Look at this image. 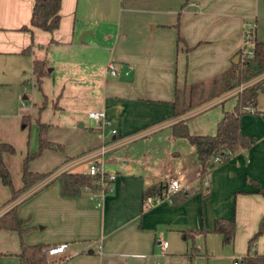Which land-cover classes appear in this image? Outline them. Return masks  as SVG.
Segmentation results:
<instances>
[{"label":"crops","instance_id":"crops-1","mask_svg":"<svg viewBox=\"0 0 264 264\" xmlns=\"http://www.w3.org/2000/svg\"><path fill=\"white\" fill-rule=\"evenodd\" d=\"M33 3L0 0V90L6 95L0 116L15 127L35 105L36 117L50 123L48 139L67 147L49 175L11 202L5 203L11 191L0 180V215L16 205L28 244H68L46 264H245L241 257L264 215V193L256 190L264 189V92L240 117L251 144L204 175L194 146L174 136L171 125L184 119L191 133L213 134L243 85L178 116L171 113L174 88L226 69L252 19L255 39L264 41L258 22L264 0H60L58 27L24 30ZM29 44L30 52L23 53ZM34 57L47 59L51 72L33 96L40 100L21 106L24 81H34ZM109 61L116 75L107 71ZM93 110L104 111L110 124L96 125L88 117ZM3 155L9 164L8 153ZM95 160L115 173L101 205L85 192L62 195L59 173L81 172ZM169 179L180 185L175 192L189 190L190 196L145 207L143 191ZM21 185L17 172L13 186ZM221 216L234 218L231 243L211 230ZM184 228L205 232L184 239ZM19 246L16 230L0 228V264H19ZM249 251L264 254V229Z\"/></svg>","mask_w":264,"mask_h":264},{"label":"trees","instance_id":"trees-1","mask_svg":"<svg viewBox=\"0 0 264 264\" xmlns=\"http://www.w3.org/2000/svg\"><path fill=\"white\" fill-rule=\"evenodd\" d=\"M60 0H34L30 24L23 25L22 29L31 30V27H38L47 31H52L58 27L60 22ZM181 40L180 35L177 41ZM31 44L22 49L23 53H29ZM239 56L237 60L233 58L228 67L221 72L210 76L207 79L185 83L180 87L174 88L172 100L173 110L171 115L178 116L185 111L220 95L221 93L243 85L237 92L236 104L229 110H224L222 116L216 124L213 134H193L188 130L187 123L184 119L177 120L171 125L172 134L177 137H184L191 143L196 151L200 163L201 175L206 174L216 163L213 161L215 156L219 157V162L226 161L232 153L241 147H248L252 142V137L240 130V117L246 111L244 106L254 107L255 100L259 92H264V76L257 78L264 73V41L254 40L252 53L240 56V49L237 51ZM50 66L47 59L34 57L32 60L33 84L41 90L43 77L49 74ZM46 101L44 100L43 107ZM34 119L37 127V148L28 152L23 160V169L21 173L22 185L15 188L12 183L10 172L3 160L4 151H13V146L6 142L0 141V180L8 186L11 195L5 203L13 201L18 195L26 191L32 185L49 175L53 169L47 171L31 170L27 166L30 158L41 154L44 149H62L61 142L48 139L47 129L50 125L48 122L41 121L39 117H32L30 113H24L21 117L22 125L25 126ZM60 180V191L64 196H79L82 193V187L88 185L92 189L99 188L95 177L83 173L82 171H61L57 177ZM166 186V180H160L147 187L143 191V197L146 195H157ZM264 193L260 186L256 189ZM191 191H179L171 194L172 204L187 199ZM4 203V204H5ZM25 219L20 217L16 205L11 206L8 210L0 215V228L16 230L19 236V251L17 253L19 264H46L48 256L45 253L44 243L28 244L23 240ZM264 229V215L261 217L256 231L248 239L247 253L241 257L245 264H264V254L256 252L250 253L255 239ZM212 231L219 232L226 243H231L235 234L234 218L216 217L213 221ZM205 232L203 228L181 229V235L184 239H193L198 234ZM190 249L195 250L194 245Z\"/></svg>","mask_w":264,"mask_h":264},{"label":"rangeland","instance_id":"rangeland-1","mask_svg":"<svg viewBox=\"0 0 264 264\" xmlns=\"http://www.w3.org/2000/svg\"><path fill=\"white\" fill-rule=\"evenodd\" d=\"M253 21V19H252ZM257 22V21H255ZM259 27L261 26V24L264 25V18L260 19L259 21ZM258 22L255 23L256 25V30L258 28ZM247 26V25H246ZM247 28V27H246ZM255 30V31H256ZM247 48H244L242 50V53H244L245 55H249L246 52ZM29 75V73H28ZM27 75V76H28ZM257 78H260V76H258ZM242 86V85H240ZM238 86V89L239 87ZM1 87V86H0ZM24 88L25 91L27 90V97L25 99H21L19 101V105L24 106L29 104L30 106L33 105V101L37 102L40 100L39 97H37V99H34L33 96L35 95H39V91L38 88L33 86L32 82L29 80L27 81V83H25L24 81ZM1 89V88H0ZM0 97L1 96H6L5 93L0 90ZM32 91V93H31ZM32 113L33 114L32 117H36V111H37V107L35 105L32 106ZM1 113H4L5 110L0 111ZM4 121H7L6 118H3V116H0V141H6L8 143H10L13 146V151H4L3 153H8V157H9V164L4 160V155L2 153V157L3 160L10 172L11 175V179H12V183H13V177L17 174V172H19V174H21V171L23 169V160L25 155L28 152H32L37 148V127L36 124L34 122V119H32L30 121V123H28L27 125L22 127V122H21V118L18 120L17 125L14 127L12 125L9 124H5L3 123ZM63 148L62 149H44L40 155L30 158L27 161V166L28 167H35V168H50L49 170H51L53 168V166L55 164H57L59 162V160L56 162V159L58 156H61L65 153L66 150V143L64 141H61ZM47 151L49 152H53V154H46ZM57 155V156H55ZM59 164V163H58ZM42 171V170H39Z\"/></svg>","mask_w":264,"mask_h":264},{"label":"built area","instance_id":"built-area-1","mask_svg":"<svg viewBox=\"0 0 264 264\" xmlns=\"http://www.w3.org/2000/svg\"><path fill=\"white\" fill-rule=\"evenodd\" d=\"M254 40H255L254 22L250 21L247 23V28L244 30V41L242 47L240 48V53H241L240 56L242 58L245 56V54L242 53V50L244 48H247L246 49L247 54L252 53ZM107 71L112 75H116L118 73V70L112 61H109L107 63ZM243 108L246 110H252V107H250V105L244 106ZM88 117L92 119L96 123V125H101V123L103 122L106 124H110L109 119L106 118L105 112L102 110L89 111ZM110 131L112 133H116L115 128H111ZM103 152H104V146L101 145L99 148V153L102 154ZM219 160L220 159L218 156H215L213 158V161L215 163L219 162ZM82 172L95 177L96 183H98L99 185V188L96 189H92L88 185H84L81 189L82 192H85L87 194V197L91 201H93L95 205H101L104 194L107 191L111 190V181L114 179L115 173L105 171L103 169L102 162L98 160L91 162ZM204 183L206 184L208 183V181L205 180ZM179 189H180V185L178 181L176 179H169L166 181V186L161 191L160 194L146 195L143 199V205L145 207H148L161 201L170 202L171 194ZM165 245L166 242L163 243V246ZM67 247L68 244L66 242L49 244L45 247V253L48 257H50L55 254L64 253Z\"/></svg>","mask_w":264,"mask_h":264},{"label":"water","instance_id":"water-1","mask_svg":"<svg viewBox=\"0 0 264 264\" xmlns=\"http://www.w3.org/2000/svg\"><path fill=\"white\" fill-rule=\"evenodd\" d=\"M237 58H238V54H236L233 59L237 60Z\"/></svg>","mask_w":264,"mask_h":264}]
</instances>
